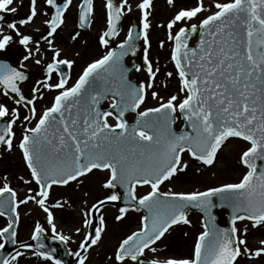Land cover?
Returning a JSON list of instances; mask_svg holds the SVG:
<instances>
[{
  "label": "snow or ice",
  "instance_id": "6c2138e0",
  "mask_svg": "<svg viewBox=\"0 0 264 264\" xmlns=\"http://www.w3.org/2000/svg\"><path fill=\"white\" fill-rule=\"evenodd\" d=\"M16 2L0 0V51L18 43L26 50L24 61L44 63L48 52L51 58L32 96L22 88L29 79L26 72L0 61V96L14 104L10 108L0 101V147L13 150L19 122L24 131L18 148L30 171V179L20 176L19 180L36 185L28 187L23 198L9 183L0 186V217H7L6 226L0 228V250L9 242L18 243L19 209L30 201L46 213L51 239L67 245L73 237L58 230L53 211L63 209L67 201L49 203L54 186L80 184L81 178L94 171H107L104 187L110 193L82 210L81 226L74 229L76 234L84 230L78 250L71 253L77 258L76 264H87L90 251L107 231L106 218L101 214L104 206L120 201L126 206L118 209L116 221H124L130 211L143 209L146 214L140 226L108 257L112 264H239L242 257L264 260V239L260 246L251 247L249 227L238 223L248 221L253 229H264V0H215L211 5L206 0H193L159 25L166 31V40H161L159 47L165 48L170 42V60L175 68V73L168 71L166 77L175 75L179 83L177 92L167 99L155 90L161 69L154 67L149 55L153 0H138L139 23L133 24L115 47L112 41L120 36L121 22L133 11V5L130 0H105L106 30L98 36L105 51L74 81L71 70L76 61L62 55L56 37L66 25L71 7L78 8V27L91 28L94 0H79L75 5L74 0H43L46 7L30 0V14L18 22H8L9 32L5 30V14L17 12ZM167 3L177 6V0ZM38 16L46 18L43 22L48 28L41 37L46 42L43 52L40 40L18 27V23L29 25ZM80 35L76 31L72 39ZM141 39L148 80L137 84L128 78L131 69L125 66L124 58L137 54ZM141 68L135 65L136 71ZM45 91L54 94L52 102L38 115L36 101L44 98ZM149 96L159 101L158 106L140 110ZM109 100V107L103 108L102 103ZM21 106L27 109L26 115H21ZM130 111L137 113L133 124L126 118ZM180 118L185 128L178 132L174 125ZM33 120L35 125L28 126ZM236 140L247 145L239 157L246 171L238 182L202 191H161L166 182L190 170L183 159L185 153L211 167L228 142ZM138 186H149L150 191L138 195ZM215 198L221 207L231 210L227 227L216 222ZM191 209L204 213L203 230L191 255L172 254L162 242L175 226L192 225ZM48 231L35 222L31 236L35 244L20 242L14 254L0 256V264H21L28 252L46 264H64L56 250L45 243Z\"/></svg>",
  "mask_w": 264,
  "mask_h": 264
},
{
  "label": "rangeland",
  "instance_id": "374dc122",
  "mask_svg": "<svg viewBox=\"0 0 264 264\" xmlns=\"http://www.w3.org/2000/svg\"><path fill=\"white\" fill-rule=\"evenodd\" d=\"M78 2L79 0H74V5ZM192 2L193 0H177V6L173 7L167 3V0H153L154 8L151 10L152 16L150 17L153 24V28L150 32L152 48L150 49L149 55L150 59L154 62V67L158 66L161 69V72L157 76L155 90L159 91L165 99H167L170 94L177 92L179 83L175 75L172 78L166 77L168 71H173L175 73V68L170 60V42H166L165 48L159 47V42L161 40H166L165 28L159 27V25L166 24L178 7L186 6ZM214 2L215 0H206V4L211 5L214 4ZM104 3L105 0H95V15L92 20V27L88 31H79L77 26L76 7H73L67 14L68 20L66 25L58 31L56 44L62 48L64 52L63 55L70 53V57L74 55L77 59L74 74L75 79L78 78L86 64L99 58L105 51L98 43V36L106 30V9ZM130 3L133 5V11L126 14L122 25V33L117 43H120L126 38L130 17L133 16L136 19L140 17V11L136 7L138 0H130ZM14 6L17 7L18 12L26 13V17L30 14V0H17ZM44 6L43 0H38V7ZM214 10L213 8V11ZM6 15L8 14H5V16ZM44 19L46 18L38 16L29 25H20L18 23V27L24 34H30L33 37L34 35H38V37H40V35L46 31L47 27L43 22ZM8 22L12 21L5 18V30L10 32L11 30L7 29ZM76 31H79L81 35L76 40H73L72 36ZM40 43L42 51H44L46 42L43 41ZM21 48V45H19V49ZM24 51L26 52L25 49ZM73 51H77L76 54L73 53ZM50 54L45 56V60L48 57L50 58ZM156 61H158V64ZM136 76L141 82H146L148 80V74L142 68L138 71ZM72 81L74 80L72 79ZM72 81H70V83ZM164 84H166L167 87H164ZM53 95L54 94L46 91L44 98L47 97L48 102H50L52 101L51 97H53ZM44 98L42 100H44ZM0 101L7 103L10 108L14 106L13 102L9 101L6 97L0 96ZM158 102V100H154L149 96L140 110H144L147 107H156L158 106ZM44 103L41 105L40 103L38 104L41 110L39 114L46 108V104ZM20 111L22 116L27 114L22 107H20ZM110 122L115 123V120L110 119ZM35 123L36 121L33 120L32 124L28 126H34ZM22 128L23 127H21L18 122L15 129L17 136L14 144L16 146L11 152L3 150L4 155L0 159V186H3L4 183H9L17 191L19 198L25 196L28 187H36L34 183L32 185H25L19 180L20 176L30 179V172L26 167L22 151L18 148L19 140L23 134ZM246 147L247 145L242 141H229L228 146L222 149L218 154L217 162L211 167L202 165L200 162L193 160L188 153H185L183 159L189 163L190 170L187 173L181 174L179 178L174 179L172 182H166L161 186V191H168L169 189L173 191H202L208 187H218L223 183L238 182L242 174L246 171L239 162V157ZM108 178L109 173L107 171H94L81 178L83 183L78 184L77 182H73L66 187L53 188L49 199L50 204L56 200L67 201L63 209H53V211L56 216L58 230L73 237V240L69 242L72 250L78 248L79 242L84 235V230H82L80 234H76L74 231L76 227L81 226V212L110 193L111 190L104 189V183ZM148 191H150L149 186L137 188L138 195H145ZM85 201L87 203H85ZM19 211L21 213L18 232L19 241L26 240L30 237L34 224L37 221L50 229V226L46 222V213L33 202L30 201L27 205H21ZM101 214L106 218L108 226L107 231L104 233L100 244L93 248V252L90 254L87 264H112V261H110L108 257L113 256L115 248L118 246L121 239L131 234L132 231H135L140 226L142 217L141 213L130 211L124 221L118 222L115 220V216L118 215V212L111 207L103 208ZM189 218L192 220V225L189 226L188 229H186L185 226H180L170 234H177L188 230V232L190 231V233L193 234V238H195L202 230L196 222L200 220L197 215H190ZM6 223L7 220L4 217H0V228L6 226ZM61 223H68L70 227L61 225ZM259 230L264 231L262 228ZM169 239V237L166 238L167 241ZM251 244H254L256 247L260 246V239L253 242L249 241V245ZM32 262H35V264H46V262L42 261L39 257L33 256L31 252H28L21 258V264H31ZM251 264H264V260H253Z\"/></svg>",
  "mask_w": 264,
  "mask_h": 264
},
{
  "label": "flooded vegetation",
  "instance_id": "af4514ba",
  "mask_svg": "<svg viewBox=\"0 0 264 264\" xmlns=\"http://www.w3.org/2000/svg\"><path fill=\"white\" fill-rule=\"evenodd\" d=\"M44 7H46V5ZM72 9H73V7L70 8L69 12ZM22 13H23L24 18H25L26 17V13H24V12H22ZM13 14L14 13L8 14V15L5 16V18H7L8 20H11V21H15L13 19ZM76 14L78 15V8H77ZM47 31H48V28L46 27V31L43 34H41L40 37H38V35H34V39H39L40 42H43V40L41 39V37L43 35H45L47 33ZM79 31H81V30H79ZM21 47L22 48L19 49L18 43H13L7 49H5L3 51H0V56L2 58H4L7 62H10V64H13V62H14V63H16V64H18L20 66L23 65V68H25V69H27L29 71L30 75L33 77V80L29 83V85H27L25 87L24 92L26 94H33L32 93V89L37 85L38 81H40V80H42L44 78V75H45V63L50 60L51 54H50V52H48L47 55L50 54V58L49 57L46 58V60H45L44 63L36 64L34 62V60H32V59H30L28 61H24L23 60V56L26 55V52L24 51L23 46H21ZM76 52L73 51V53H75V54H76ZM63 54H64V52L62 53V55ZM64 56H67V58L73 59V60L76 61V63L73 65V68L71 70L72 71V79L75 80L74 74H75V70H76L77 59H76V57L74 55H73V57H70V53H66V55H64ZM45 93H46V91H45ZM7 99H9V98H7ZM47 99H48L47 97H45L44 100L37 99L36 106H37L38 114L41 111L40 108H39L40 106L38 105L39 103L41 105L42 103H44V102L47 101L46 103H44V104H46V107H48V106L51 105V102L52 101L48 102ZM51 99H52V97H51ZM9 101L13 102L11 99H9ZM64 187H66V186H64ZM59 188H62V187H59ZM196 222H197V225L200 226V229L203 230V227H202L203 222L202 221H196ZM218 223H219V225L221 227H225L224 225H225L226 221H218ZM238 223H239V226H241V227H243L245 225L249 227V232H248V240L249 241H252L253 242V241L257 240V239H260V240L261 239H264V234H263L264 231L263 230H259L260 228L253 229L251 227V225H250V222H248V221H242V222H238ZM61 225L70 227V225H68V223H61ZM180 226H185L186 229H188V227H189L188 225L175 226L174 229L171 230V232L174 231V230H176V229H178ZM46 228H48V227H46ZM185 232H187V235H185ZM48 234L50 236L52 235L50 229L48 231ZM198 235H199V233L197 234V236ZM31 236H32V233H31L30 237L28 239H26L25 241L31 239ZM167 237L170 238L168 241L166 240ZM196 237L193 238V234L190 233V231L188 232V230H186L184 232H181V233H177V234H170V235L169 234H166V237L163 240L162 244L165 243V245H167L168 250L172 254L180 255V256H188V255H191V253H192V249H193V245H194V242H195ZM166 241H167V243H166ZM250 246L253 247V248L256 247L254 244H251ZM69 247H70V244H69ZM70 250L72 252H75V251L78 250V248L72 250L71 247H70ZM92 252H93V249L90 251L89 256H90V254ZM251 262H253V260H249L247 257H242L240 259V261H239V264H251ZM31 264H35V262H32ZM47 264H50V262H47Z\"/></svg>",
  "mask_w": 264,
  "mask_h": 264
},
{
  "label": "water",
  "instance_id": "95a60500",
  "mask_svg": "<svg viewBox=\"0 0 264 264\" xmlns=\"http://www.w3.org/2000/svg\"><path fill=\"white\" fill-rule=\"evenodd\" d=\"M114 41V40H113ZM113 41H112V43H113ZM139 42H140V40H138L137 41V44L139 45ZM193 43H195V40H193ZM139 52V51H138ZM138 52H137V54L135 55V56H132V55H130L131 57H132V63L129 65V67H127L126 65V67L127 68H129V69H132V71H129V72H127V76H128V78L131 80V81H133L134 83H136V80L134 79V77H133V71H136L135 70V65H137V62H136V58H137V55H138ZM126 58V57H125ZM124 58V59H125ZM125 64V63H124ZM22 86H23V83H22ZM105 102V101H104ZM104 102L102 103V105L104 104ZM133 115H136V120H137V113L136 112H133L132 113ZM182 121H183V124H182V127H181V129L180 130H177L176 128V124H177V121H176V123H175V125H174V128L179 132V131H181V130H183L184 128H185V122H184V120H183V118H182ZM133 123H135V122H133ZM133 123H130V124H133ZM119 191H123L122 189H118ZM214 202L217 204V207L215 208V209H213V214L216 216V218H217V220L216 221H218V216H217V212H219V211H225L226 213H227V216H226V220L225 221H230V215H231V210L227 207V206H224V207H221L220 206V201H219V199L218 198H215L214 199ZM107 205H113V206H115V207H117L118 209L120 208V207H125L126 205H125V203L123 202V201H120V202H109L108 204H106L105 206H107ZM104 206V207H105ZM141 210H143V209H141ZM191 210H196V211H198V212H200L203 216H204V213L203 212H201L199 209H191ZM190 210V211H191ZM143 211H145V210H143ZM204 221V220H203ZM27 243H32V244H35V242L34 241H30V242H27ZM45 243L48 245V247H49V249H52V248H54L56 251H55V254H56V256L59 258V259H61L63 262H64V264H76V262H77V258H75V259H71V257H70V253H69V251H68V248H67V246L65 245V244H63V243H61V242H59V241H54V240H52L51 238H48L47 236H46V239H45ZM17 249H19V245H17V244H12L11 242H9L6 246H5V248L3 249V250H0V256H6V255H12V254H14L15 253V251L17 250Z\"/></svg>",
  "mask_w": 264,
  "mask_h": 264
}]
</instances>
